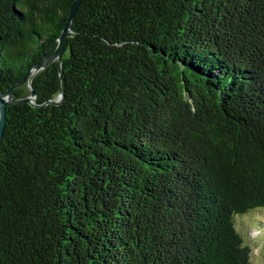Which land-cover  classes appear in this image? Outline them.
Listing matches in <instances>:
<instances>
[{
	"label": "trees",
	"instance_id": "obj_1",
	"mask_svg": "<svg viewBox=\"0 0 264 264\" xmlns=\"http://www.w3.org/2000/svg\"><path fill=\"white\" fill-rule=\"evenodd\" d=\"M73 2L0 0V92L30 93ZM76 9L38 105L7 107L0 264H251L235 218L264 208V0Z\"/></svg>",
	"mask_w": 264,
	"mask_h": 264
},
{
	"label": "water",
	"instance_id": "obj_2",
	"mask_svg": "<svg viewBox=\"0 0 264 264\" xmlns=\"http://www.w3.org/2000/svg\"><path fill=\"white\" fill-rule=\"evenodd\" d=\"M81 1L82 0H74V2L72 3L71 9H70V14L68 16V20H67L61 34L59 35L57 48L51 54L45 55L42 62L34 65L35 68H41L43 66H47L54 59H58L59 63L61 62L62 54H63V52L65 50V46H66L68 33H69V31H71L70 24L72 22L74 14L77 10L76 8L79 7ZM31 68L32 67H30L28 69L27 74H29V71L31 70ZM61 73H62V67H60V74ZM32 79H33V75L29 76L28 85H29V89L31 91H30V94L25 96V97L17 98L15 96L14 89L18 85H20L21 83L26 81V78H24L19 83L12 85L6 91L0 92V146H1L2 139H3V135H4V130H5L4 128H5L6 123H7V107L9 105H12V104H19V103H23V102L38 105L35 102L36 98H37V93L34 89H32L33 88L32 87ZM59 90H60V93L58 95V98L53 99V100H49L46 103H54V104L60 103L62 98H63V89L60 88Z\"/></svg>",
	"mask_w": 264,
	"mask_h": 264
},
{
	"label": "rangeland",
	"instance_id": "obj_3",
	"mask_svg": "<svg viewBox=\"0 0 264 264\" xmlns=\"http://www.w3.org/2000/svg\"><path fill=\"white\" fill-rule=\"evenodd\" d=\"M55 60L57 59L49 64ZM47 66L41 68L32 66L29 75L34 77ZM26 83L27 81H24L21 85ZM235 223L245 242L251 248V264H264V208L252 210L246 214H239L235 218Z\"/></svg>",
	"mask_w": 264,
	"mask_h": 264
}]
</instances>
